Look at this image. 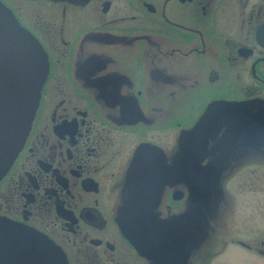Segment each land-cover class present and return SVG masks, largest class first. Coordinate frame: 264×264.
<instances>
[{
  "label": "flooded vegetation",
  "instance_id": "flooded-vegetation-1",
  "mask_svg": "<svg viewBox=\"0 0 264 264\" xmlns=\"http://www.w3.org/2000/svg\"><path fill=\"white\" fill-rule=\"evenodd\" d=\"M0 7L45 54L0 216L65 264H264V133L202 125L213 102L264 123V0Z\"/></svg>",
  "mask_w": 264,
  "mask_h": 264
},
{
  "label": "water",
  "instance_id": "water-1",
  "mask_svg": "<svg viewBox=\"0 0 264 264\" xmlns=\"http://www.w3.org/2000/svg\"><path fill=\"white\" fill-rule=\"evenodd\" d=\"M45 54L14 15L0 7V177L17 154L45 73ZM226 124L236 137L259 140L264 123L240 115L232 103H210L203 128ZM0 264H65L59 248L32 227L0 216Z\"/></svg>",
  "mask_w": 264,
  "mask_h": 264
},
{
  "label": "rangeland",
  "instance_id": "rangeland-1",
  "mask_svg": "<svg viewBox=\"0 0 264 264\" xmlns=\"http://www.w3.org/2000/svg\"><path fill=\"white\" fill-rule=\"evenodd\" d=\"M249 108L252 109L254 107H249ZM234 253H235L234 251H230L229 254H233V257H234L235 256ZM237 254H238V264H259L258 262H256L255 260L251 259L250 257L241 255L239 253H237ZM228 259L229 258L226 255H224V257H222V259H220L217 264H221L222 261L224 262V260H228Z\"/></svg>",
  "mask_w": 264,
  "mask_h": 264
}]
</instances>
